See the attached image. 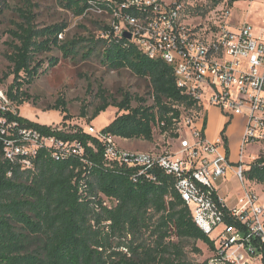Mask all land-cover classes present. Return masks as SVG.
<instances>
[{
    "label": "trees",
    "instance_id": "obj_1",
    "mask_svg": "<svg viewBox=\"0 0 264 264\" xmlns=\"http://www.w3.org/2000/svg\"><path fill=\"white\" fill-rule=\"evenodd\" d=\"M18 1L21 7L14 9L18 22L13 30L7 31L11 42L5 58L12 82L4 93L8 104H4V110L0 109V120L5 125L16 123L13 134L19 129L37 130L62 142L77 143L82 154L54 155L58 153L56 150L42 148L32 159L33 170H21L4 159L5 145L0 136V264H192L184 260L179 245L187 240L200 242L213 252V241L195 226L190 210L174 194L172 180L163 172L154 169L151 174L139 176L137 169L108 163L100 142L75 125H65L69 116L62 101L47 110L63 116L65 126L61 130L31 122L17 112L32 100L28 90L34 82L59 63L57 58L39 60L40 56L58 50L63 59H74L83 51L82 59L88 60L97 53L102 67L111 71L127 69L135 77L147 80L151 103L141 97L132 98L128 93L113 101L99 84L95 94L98 104L93 108L91 121L112 107L116 116L101 130L103 134L153 143L156 130L165 138L175 139L183 112L198 108L177 88L172 69L161 61L148 59L128 40L115 36L108 24L98 27L96 39L59 40L65 24L40 28L35 22L33 0ZM89 1L60 3L73 16L81 17L89 12ZM236 1L228 0L227 8ZM220 2L213 0L208 10L196 9L188 14L204 17ZM4 9L8 6L0 8V15ZM105 9L110 17V10ZM45 63L47 67L43 69ZM81 116H85L83 108ZM203 124L206 127L205 119ZM228 125L220 133L227 147ZM249 166L244 178L264 186V158ZM103 199L115 205L108 208ZM103 225L111 238L101 237ZM144 227L156 235L154 244L133 240ZM127 234L132 235L131 240H127ZM173 237L178 244L171 242ZM112 238H117L131 257L112 253L117 256L112 259L111 255H103L111 248Z\"/></svg>",
    "mask_w": 264,
    "mask_h": 264
},
{
    "label": "built area",
    "instance_id": "obj_2",
    "mask_svg": "<svg viewBox=\"0 0 264 264\" xmlns=\"http://www.w3.org/2000/svg\"><path fill=\"white\" fill-rule=\"evenodd\" d=\"M89 4V11L99 15L107 16L105 8L110 10L108 25L115 36L129 34L128 41L139 52L169 66L177 88L198 110L183 112L173 139L176 147L170 151H125L117 146L116 138L93 126L80 121L77 129L101 143L108 163L137 169L139 176L158 169L171 178L172 191L190 210L195 226L213 241L207 264H264V204L244 187L246 169L241 162L245 145L264 144V29L255 32L246 22L230 29L226 24L229 11L219 7L210 10L208 17L194 18L175 1L91 0ZM210 15L212 21L197 23ZM4 103L8 104L5 98ZM209 107L217 108L228 120L244 119L235 164L221 136L209 141L205 135L203 120ZM0 124L4 159L21 170H33L32 159L42 148L56 150L54 155L82 154L77 143L62 142L37 130L19 129L13 134L15 122L5 125L0 120ZM228 173L244 188L232 207L215 187Z\"/></svg>",
    "mask_w": 264,
    "mask_h": 264
},
{
    "label": "rangeland",
    "instance_id": "obj_3",
    "mask_svg": "<svg viewBox=\"0 0 264 264\" xmlns=\"http://www.w3.org/2000/svg\"><path fill=\"white\" fill-rule=\"evenodd\" d=\"M61 0H33L35 4L34 14L36 16V24L38 27H46L55 24H65L66 29L63 32V40H71L77 38H92L96 39L99 36V26L110 23V18L106 15H99L92 11H89L86 15L81 17H75L73 14L65 9L60 3ZM172 1L181 3L186 12H195L197 10L206 9L212 7L213 0H165L170 3ZM239 4L233 9H229L226 6L228 0H221L218 5L219 9L229 11V16L226 24L230 29H235L242 22H248L255 32L264 28L262 17L264 15V1H260V5H252L248 0H237ZM257 1V0H253ZM262 4V5H261ZM3 5H7L8 9H4L2 15H0V109L4 107V93L7 87L12 82V76L8 77L10 65L7 62L5 55L9 53V44L11 39L7 34L8 30L14 29V24L18 22L15 14V8L21 7L18 0H0V8ZM221 10V9H220ZM210 12V11H209ZM219 15H216L217 19ZM208 17V14L205 17ZM197 16H194V18ZM221 17V16H220ZM213 17L210 15L207 20H197V23H208L212 21ZM83 52V51H82ZM82 52L74 59H63L58 50H52L50 53H46L39 57V60H49L51 58H57L59 63L56 67L47 70L42 74L34 84L29 88L28 93L32 100L17 109L20 117L25 118L31 122L49 126L52 129L62 128L63 116L55 111H47L50 107L59 101H62L67 108V115L69 116L66 126H73L77 123L90 125L97 130H102L106 122H109L116 116V109L110 107L105 111L96 121H91V114L93 108L98 104L95 99L97 86L100 84L105 90L108 98L111 100L119 101L122 93H128L132 98L135 96L141 97L146 100L147 104H150L149 99V85L148 81L135 77L129 70L111 71L104 68L99 63L98 54L95 53L88 60L82 59ZM47 67V63L44 64L43 69ZM136 105L135 101L132 102V106ZM84 109L85 116H81V110ZM108 111H113L108 113ZM228 120V119H227ZM244 119L242 117L230 118L228 122V134L230 145L233 150L237 149L235 158L231 160L233 163H237L239 160L238 152V137L243 129ZM64 125V126H65ZM154 141L153 147L149 151L155 152L161 150H173L176 147V143L169 138H164L156 130L153 131ZM135 141H124L117 139V146L124 150L123 147L134 144ZM133 152V151H132ZM136 152V151H135ZM264 158V144L244 146L241 156V162L244 169H249V164L253 162V159ZM217 194L224 199L228 206H234L238 198L243 193V186L241 182L236 179L232 173H228L226 177L215 182ZM244 187L253 192L258 199L264 204V186L253 184L248 182L244 178ZM105 206L112 208L115 204L103 199ZM155 218H152L150 225L154 224ZM103 225L102 227H104ZM148 227L140 228V234L135 236L133 240L142 242L145 244H154L156 235L151 234V230ZM103 231V232H102ZM100 233L101 237L110 236L104 227ZM213 238L215 235H212ZM127 240L132 239L131 234L126 235ZM111 248L103 252V255L110 256L112 253H119L125 255L127 258L131 257L130 252L124 246L118 243L117 238L111 239ZM173 244H178L176 238H171ZM182 248L184 260L192 264H200L206 260H209L212 256V252L202 243L193 241H183L180 244ZM116 255H111L110 258H116Z\"/></svg>",
    "mask_w": 264,
    "mask_h": 264
},
{
    "label": "crops",
    "instance_id": "obj_4",
    "mask_svg": "<svg viewBox=\"0 0 264 264\" xmlns=\"http://www.w3.org/2000/svg\"><path fill=\"white\" fill-rule=\"evenodd\" d=\"M248 1H249V3H252V5H260V1L259 0H257V1L248 0ZM238 4H239V1L234 2L232 4V6H231V9H233ZM263 6H264V4H263ZM263 17H264V15H263ZM263 17H262V22L264 23ZM242 23H245V22H242ZM246 23H248V22H246ZM240 25H238L235 29L240 27ZM263 29L264 28H262L260 30H263ZM260 30H258V31H260ZM102 114H100V115H102ZM98 118L99 117H97L94 121H96ZM111 121L112 120H110L109 122H106L104 127H106ZM228 122H229V120H227L217 108H214V107L207 108V110H206V127H205V135H206L207 139L209 141H213L217 137H219L221 131L224 129L225 125ZM243 125H244V122H243ZM104 127H101V129H103ZM241 133H242V130H241ZM241 133H240V135L238 137V144L237 145H239ZM225 135H226L227 140H228V145H229V149H230V156L233 159V158H235L234 156L236 154L237 149L233 150L231 145H230L228 128H226ZM117 139L118 138H116V140ZM124 141H127V140H124ZM133 141H135L134 144L127 145L126 147H123V149L125 151L145 152V151H149L151 149V147H153L152 143L139 141V140H133Z\"/></svg>",
    "mask_w": 264,
    "mask_h": 264
},
{
    "label": "water",
    "instance_id": "obj_5",
    "mask_svg": "<svg viewBox=\"0 0 264 264\" xmlns=\"http://www.w3.org/2000/svg\"><path fill=\"white\" fill-rule=\"evenodd\" d=\"M122 36L126 39V40H130L131 36L127 33H123Z\"/></svg>",
    "mask_w": 264,
    "mask_h": 264
},
{
    "label": "bare ground",
    "instance_id": "obj_6",
    "mask_svg": "<svg viewBox=\"0 0 264 264\" xmlns=\"http://www.w3.org/2000/svg\"><path fill=\"white\" fill-rule=\"evenodd\" d=\"M110 112H112V116H113L114 112L113 111H108V113H110Z\"/></svg>",
    "mask_w": 264,
    "mask_h": 264
}]
</instances>
